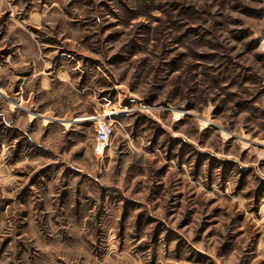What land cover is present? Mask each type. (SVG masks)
Segmentation results:
<instances>
[{
	"label": "rangeland",
	"instance_id": "1",
	"mask_svg": "<svg viewBox=\"0 0 264 264\" xmlns=\"http://www.w3.org/2000/svg\"><path fill=\"white\" fill-rule=\"evenodd\" d=\"M0 264H264V0H0Z\"/></svg>",
	"mask_w": 264,
	"mask_h": 264
}]
</instances>
